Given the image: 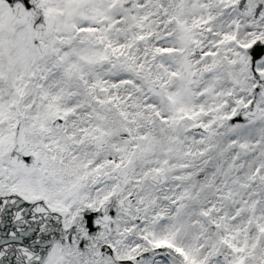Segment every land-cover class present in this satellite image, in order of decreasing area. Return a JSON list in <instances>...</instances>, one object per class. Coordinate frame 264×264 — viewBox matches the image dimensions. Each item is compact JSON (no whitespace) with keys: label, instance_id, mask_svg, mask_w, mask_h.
I'll use <instances>...</instances> for the list:
<instances>
[{"label":"snow or ice","instance_id":"1","mask_svg":"<svg viewBox=\"0 0 264 264\" xmlns=\"http://www.w3.org/2000/svg\"><path fill=\"white\" fill-rule=\"evenodd\" d=\"M0 264H264V0H0Z\"/></svg>","mask_w":264,"mask_h":264}]
</instances>
